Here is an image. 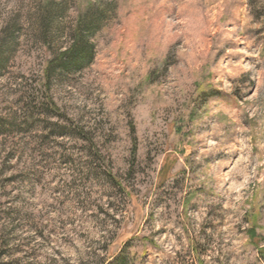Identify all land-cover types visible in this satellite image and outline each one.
<instances>
[{"label": "rangeland", "instance_id": "obj_1", "mask_svg": "<svg viewBox=\"0 0 264 264\" xmlns=\"http://www.w3.org/2000/svg\"><path fill=\"white\" fill-rule=\"evenodd\" d=\"M96 1L0 0V264H264V0H109L60 66Z\"/></svg>", "mask_w": 264, "mask_h": 264}, {"label": "trees", "instance_id": "obj_2", "mask_svg": "<svg viewBox=\"0 0 264 264\" xmlns=\"http://www.w3.org/2000/svg\"><path fill=\"white\" fill-rule=\"evenodd\" d=\"M108 1L109 0H97V4L91 3L84 15L80 16L79 22L73 33V44L69 50L65 51L61 55L60 66L69 68L72 66L74 67L88 64L91 61L92 53L90 47L88 48L86 45L87 43L85 41V36L87 35L88 31L92 32V30H94L98 25H100L101 22H103V20H105L107 11L111 9ZM87 19H89V21H87ZM51 65L56 67L57 63L52 61ZM48 78H50L49 71Z\"/></svg>", "mask_w": 264, "mask_h": 264}]
</instances>
